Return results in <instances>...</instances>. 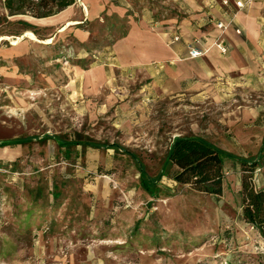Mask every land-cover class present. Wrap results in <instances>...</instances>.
<instances>
[{
	"label": "rangeland",
	"instance_id": "obj_1",
	"mask_svg": "<svg viewBox=\"0 0 264 264\" xmlns=\"http://www.w3.org/2000/svg\"><path fill=\"white\" fill-rule=\"evenodd\" d=\"M93 1L36 19L0 0V264H263L240 163L228 162L220 196L162 171L175 134L228 144L236 114L264 119V61L164 91L163 73L120 67L118 46L148 14L189 17L181 0Z\"/></svg>",
	"mask_w": 264,
	"mask_h": 264
},
{
	"label": "crops",
	"instance_id": "obj_2",
	"mask_svg": "<svg viewBox=\"0 0 264 264\" xmlns=\"http://www.w3.org/2000/svg\"><path fill=\"white\" fill-rule=\"evenodd\" d=\"M224 1L181 0L179 5L191 14L185 18L144 16L118 46L120 67L140 66L142 71L150 68L157 75L163 73L170 79L164 84V91L168 92L175 80L199 77L203 81L219 74H251L264 61V0H243L246 5L240 9L235 4L237 0H227V4ZM219 22L228 24V28H218ZM220 41L228 49L225 54L216 45ZM194 47L203 51V55L190 57ZM250 108L236 114L235 121L230 123L232 137L228 144L192 135L237 157L226 160V171L230 168L229 161L264 158V119ZM257 175V185L264 189V167Z\"/></svg>",
	"mask_w": 264,
	"mask_h": 264
},
{
	"label": "trees",
	"instance_id": "obj_3",
	"mask_svg": "<svg viewBox=\"0 0 264 264\" xmlns=\"http://www.w3.org/2000/svg\"><path fill=\"white\" fill-rule=\"evenodd\" d=\"M3 6L11 15H30L36 19L49 18L57 15L76 4L77 0H2ZM46 140V138H45ZM25 141L13 144H24ZM6 142L2 145H12ZM72 143L81 141H65L62 147H70ZM95 148H101L96 142H87ZM237 157L225 152L205 139L192 135H181L167 149L163 162V174H167L169 166L176 167L171 177L176 183L189 185L192 189L203 193L220 196L224 191L226 160ZM243 170L241 196L242 216L246 222L257 229L264 239V189H257L253 183L255 171L260 167L261 160L240 159ZM140 183L147 193L155 196L154 183L148 179L147 173L140 169ZM222 264H237L226 259ZM264 264V262H263Z\"/></svg>",
	"mask_w": 264,
	"mask_h": 264
},
{
	"label": "built area",
	"instance_id": "obj_4",
	"mask_svg": "<svg viewBox=\"0 0 264 264\" xmlns=\"http://www.w3.org/2000/svg\"><path fill=\"white\" fill-rule=\"evenodd\" d=\"M248 1H251V0H248ZM224 3L227 4L228 1L225 0ZM235 4H236L237 8L240 9V8H244L245 7L246 2H243V0H237ZM217 27L220 28V29H222V30H226L228 28V24H225L223 22H219V23H217ZM176 39H178V38H176ZM216 45L220 48V50L222 51V53H224V54L227 53L228 49H227L226 46L223 45V43L221 41L218 42ZM203 53H204L203 51H201L198 48H195L194 47V48H192L190 50L189 56L190 57H198V56L203 55Z\"/></svg>",
	"mask_w": 264,
	"mask_h": 264
},
{
	"label": "bare ground",
	"instance_id": "obj_5",
	"mask_svg": "<svg viewBox=\"0 0 264 264\" xmlns=\"http://www.w3.org/2000/svg\"><path fill=\"white\" fill-rule=\"evenodd\" d=\"M93 1V0H92ZM79 2V1H78ZM94 2V1H93ZM92 3V2H91ZM93 4V3H92ZM98 4V3H97ZM83 5V4H82ZM91 6V5H90ZM90 8V7H89ZM92 8V7H91ZM84 9H85V11L87 12L88 11V9H87V7L84 5ZM93 9V8H92ZM93 11H95L94 9H93ZM93 13V12H92ZM88 14V13H87ZM88 18H90V16H88ZM68 29V28H67ZM23 36V35H22ZM22 36H20V37H18V39L17 40H14V44H18L20 41H21V39H23L22 38ZM25 36H28V37H30L31 39H37V37L32 33V32H28V33H26L23 37H25ZM210 37V36H209ZM8 40V39H7ZM219 40V39H218ZM211 48V47H210ZM213 48V47H212ZM178 73H176V75H177ZM8 151H10V150H8V148H7V152ZM13 151V150H12ZM1 152V151H0ZM15 152V151H14ZM10 153V152H9ZM1 154V153H0ZM5 154V153H4ZM3 154V155H4ZM8 155H10V154H8ZM142 257V256H141ZM142 259V258H141Z\"/></svg>",
	"mask_w": 264,
	"mask_h": 264
},
{
	"label": "water",
	"instance_id": "obj_6",
	"mask_svg": "<svg viewBox=\"0 0 264 264\" xmlns=\"http://www.w3.org/2000/svg\"><path fill=\"white\" fill-rule=\"evenodd\" d=\"M178 138H180V135L179 134H175L173 136V140L171 142L170 149H172L173 144L177 141ZM58 142H59V144H62L63 143L62 141H58Z\"/></svg>",
	"mask_w": 264,
	"mask_h": 264
}]
</instances>
